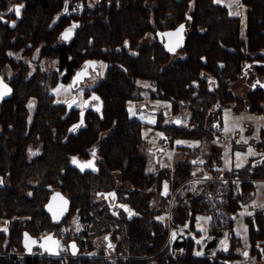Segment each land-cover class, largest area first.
Segmentation results:
<instances>
[{"label": "trees", "instance_id": "trees-1", "mask_svg": "<svg viewBox=\"0 0 264 264\" xmlns=\"http://www.w3.org/2000/svg\"><path fill=\"white\" fill-rule=\"evenodd\" d=\"M153 1L158 28L169 21L174 25L186 10L192 19L185 55L170 63L172 54L162 42L139 41L151 29V9L145 0H113L114 6L104 9L109 17L97 14L93 24L88 21L86 0H0V16L16 20L11 27L0 17V68L8 59L15 69L12 95L0 104V176L4 180L0 184V217L9 219L8 230H0V264H230V257L235 256L240 239L232 232L233 221L246 200L244 193L252 189V179L264 178V161L254 164L251 158L225 173L227 178L243 180L240 192L234 194L230 180L195 182L192 159L196 148L180 146L183 158L173 168L170 191L162 200L165 207L171 204L165 223L146 197V190L158 186L164 172L147 169L140 121L130 115L127 103L140 89L137 80H147L148 97L170 100L174 112L182 103L190 108L187 126L164 125L161 119L159 124L168 129L170 140L203 139L213 133L212 120L222 113L219 109L210 115V109L217 103L242 101L230 92V83L241 77L245 65L259 60L260 64L252 66L264 81V0H241L244 22L215 0ZM15 6H22L19 16L9 11ZM72 20L80 22L76 34L69 42L62 41L60 33ZM125 35L130 36L127 42ZM35 47L41 57L55 60L58 68L26 80L25 64L7 58L5 50L31 54ZM89 57L107 62L103 79L94 87L103 103L102 115L87 114L85 126L68 134L77 112L63 118L65 107L54 104L52 89L59 81H69L63 69L69 75ZM245 98L250 111L264 109V88L248 92ZM103 132L107 135L101 140ZM38 145L39 153L29 157V146ZM258 149L264 152V135ZM93 152L94 165L82 167L85 163L79 161L91 158ZM212 165L213 160L208 166ZM54 190L69 201L68 212L59 220L45 208ZM112 191L113 198L103 197ZM116 203L127 204L136 213L129 214ZM74 213L81 230L64 235L60 228ZM198 214L208 217L212 235L208 248L216 246L225 230L230 232L227 251H218L213 257L194 252L195 239L187 234ZM246 221L250 245L264 253V208L256 209ZM179 229L185 232L174 239L171 234L168 237L170 230ZM26 232L37 239L55 233L66 247L73 240L80 250L96 249L100 255H25L22 238ZM103 235L109 237L118 255L114 260L96 246L95 240Z\"/></svg>", "mask_w": 264, "mask_h": 264}, {"label": "rangeland", "instance_id": "rangeland-1", "mask_svg": "<svg viewBox=\"0 0 264 264\" xmlns=\"http://www.w3.org/2000/svg\"><path fill=\"white\" fill-rule=\"evenodd\" d=\"M219 1L221 4H226L229 12L231 14L236 13L234 15H238L241 18V21L244 22L245 20V6L241 2V0H215ZM91 0H86L85 5H89ZM149 5H154L153 0H146ZM12 5L11 7H13ZM59 15L55 19L58 18ZM150 38V37H149ZM149 39L143 41L144 43H149ZM21 51H14L13 57L18 60L21 59L22 55ZM185 53L180 49L176 53H172L169 63L172 62L174 59L183 57ZM39 48L35 47L31 54L22 56V62H30L32 61L37 62V58L39 57ZM42 68L47 71L46 69H50L55 65L54 60H50L48 57L42 58L40 61ZM33 64L29 71V75L32 74L34 66H38L42 71L43 69L41 66ZM33 68V69H32ZM15 70V69H14ZM100 74L93 75L90 80L93 78L94 81L92 84H96L99 82V79L104 76L105 71V64L101 62L100 64ZM15 72V71H14ZM13 73L10 71V74ZM242 76V75H241ZM97 77V78H96ZM241 77L232 81L230 83V92L233 94L235 98H240L241 102H228L223 104H215L210 109V115L215 114L219 109H221L222 116H219L218 119L212 120V125L215 127L216 124H221V134L224 136V153L222 157V167H229L232 163L235 164V168H240L244 164V161L249 159L251 152L253 151L252 145L250 144V137L255 136L257 128H259V123H262L261 115L259 113H255L250 111L246 105L247 99L245 98L247 93L251 90L246 88H242L241 86ZM263 80L262 77H259ZM138 86L140 89L135 93V98L128 101L127 107L129 110L130 115L135 116L141 125V136L146 141L145 148L142 149L143 154L147 156L148 159V167L149 171L156 172L161 170L164 172V177L160 180L158 186L153 184L146 190V195L149 198H152L151 205L155 207L156 199L160 196H166L170 191V183H169V171L173 168L174 164L178 161L180 154L182 153L179 146H189V147H198V148H205V143L203 139L199 138H174L170 140L168 138V129L160 126L161 119L162 122L164 121L165 124H174V118H178V126H187L190 118V108L188 104L182 103L180 105L179 111L174 112L172 107V102L167 99H160V98H151L148 97V88L150 87V83L147 80L139 79L137 80ZM212 83V82H211ZM89 85V84H88ZM86 86L85 83L81 85L79 88H72L69 84L62 83L59 81L52 89V93L55 96V100L58 102H68L74 97H78L79 101L81 102L83 99V92ZM237 105L239 109H235L234 107H227L230 105ZM264 111V109L262 110ZM154 121V122H150ZM161 122V123H162ZM247 124L253 125L254 129L250 132L248 131ZM207 133L205 137H209L214 139V135L217 133ZM107 135V132L101 133L100 139L102 140ZM204 137V138H205ZM178 141L180 143H178ZM213 141V140H210ZM246 141V142H245ZM214 142V141H213ZM243 148H239L237 146L240 145ZM237 145V146H236ZM40 150V146L37 147L29 146L28 148V155L29 157L34 156ZM197 151V148L196 150ZM239 154V155H238ZM199 161V158L195 157L192 159V162ZM221 165L219 166L221 168ZM237 165H240L239 167ZM208 166V164L206 165ZM215 170V169H213ZM215 178L211 175L208 178L202 179L200 182H204L207 180H220L222 175H218L216 171H213ZM225 174V173H224ZM260 179V178H256ZM254 179H252L253 181ZM31 183L36 184V180L31 178ZM243 180L238 179L235 182L240 189V184ZM197 182V181H195ZM4 180L0 176V184H3ZM121 186H127L125 183L119 184ZM254 194L252 198L247 197V192L244 193L245 202L241 204V208L239 212L236 214L235 219L233 221L232 232L234 235L238 236L240 239V245L234 249L235 256L230 257L232 258L230 264H264V259H262V255L259 254V250L253 249L250 245V238H249V231H248V224L246 219L248 217H252L253 213L256 209L263 208L264 205V185L261 183L254 184ZM146 196V197H147ZM149 201V200H148ZM163 205V204H162ZM161 208L165 211L169 212L171 204L169 203L168 207L163 205ZM255 206V208H252ZM155 209V208H154ZM167 212L159 213L158 218L163 222L167 223L169 219V214ZM196 229L199 230L200 233L196 234V231L192 228L189 231V235L192 236L195 240L194 252L200 255H209L211 257L216 256L218 251H227L230 244V232L227 230L224 231L221 238H219L218 243L215 247L208 248L207 244L210 241V235L208 232V217L204 214H198L196 216ZM195 222V221H194ZM9 228V219L7 217L1 216L0 217V230L7 231ZM62 233L65 234H76L81 230V224L79 221V217L76 213L70 216L68 220L64 222V224L60 228ZM174 231V230H173ZM170 230V234L172 232ZM185 232V231H183ZM212 237V236H211ZM61 241V240H60ZM96 246L99 249H103L105 255L110 260H114L117 258L116 255L112 251H108L105 246V243L100 241V244L97 240H95ZM263 250V249H262ZM245 251H247V255H245ZM90 252L94 253L93 256H99V252L95 250H91ZM22 255V253H20ZM68 258V257H67Z\"/></svg>", "mask_w": 264, "mask_h": 264}, {"label": "flooded vegetation", "instance_id": "flooded-vegetation-1", "mask_svg": "<svg viewBox=\"0 0 264 264\" xmlns=\"http://www.w3.org/2000/svg\"><path fill=\"white\" fill-rule=\"evenodd\" d=\"M106 2V3H105ZM119 4V3H118ZM118 4H116V5H118ZM145 5L147 6V7H149L151 10H150V22H151V29H149V30H147V31H145V33L140 37V39H139V41L141 42V43H144L143 41H145V40H150L149 42H152V41H155V40H159V35H158V31H160L161 33V37H165V31H170V30H172V29H174V28H176L177 26H179L180 24H182V23H184V25H183V29H182V35L183 34H185V36H186V38L188 37V35L191 33V31H192V19H191V17H190V13H189V10H186L185 12H183V16L181 17V20H179L178 22H176L174 25H170V21L167 23V25L166 26H163L162 28H158V26H157V23H156V21H155V17H154V8H155V6L153 7V5H149V3H147L146 2V0H145ZM81 5H79V7H80ZM88 6V8H90V10H89V12H88V21H89V23L90 24H93L94 23V18H95V16L98 14H101V15H103L104 16V18L106 17V18H108L109 17V13L108 12H104V9L106 8V9H109V8H111L112 6H114V3H113V0H91V2L89 3V5H87ZM170 16V15H169ZM2 19H3V22L5 23V24H9L10 25V21H12L11 19H8V18H6V16H0ZM73 25H76L75 27H73ZM79 25H80V22L79 21H76V20H72L71 22H70V24H69V26H67V28H71V29H73V30H75V34H76V30H77V28L79 27ZM181 32H180V35H181ZM179 34V33H178ZM75 36V35H74ZM184 36V35H183ZM60 37V39L62 40V41H65V40H63L62 38H61V36H59ZM150 37V38H149ZM74 38V37H73ZM72 38V39H73ZM129 38H130V36H128V35H125L124 37H123V40L124 41H129ZM186 38H185V41H186ZM71 39V40H72ZM160 41V40H159ZM65 42H69V41H65ZM161 42V41H160ZM185 45V44H184ZM183 48H184V46L182 47V48H180L182 51H183ZM180 49H177L175 52H173V54L174 53H176V52H178ZM13 52H14V50H12V49H6L5 50V53H7V58H9V59H12V58H14L13 57ZM131 53L132 54H136L137 53V51H135V50H131ZM172 54V53H171ZM24 55H29L28 53H25V54H23L22 53V55H21V59L19 58L17 61H19V62H21L22 64L24 63L25 64V79L26 80H28V79H30V78H32V77H34V75L37 73V75L39 76V77H43V75H44V69L42 68V66H41V64H40V61H41V59L42 58H45V56H39L37 59V62H36V60L35 61H32V63H30V62H22L23 60H22V56H24ZM51 60V59H50ZM55 61V60H54ZM88 62H92V63H88ZM101 62H103L104 64H105V71H104V75H105V73H106V68H107V62L106 61H104V60H99V59H96V58H92V57H89V58H86L83 62H82V64L78 67V68H76L75 70H74V72L73 73H71V74H69L68 75V73H67V71H66V69H63V71H62V74H64V77H66V76H69V81H67V82H62V83H65V84H69L72 88H74V89H76V88H79V87H81V85L83 84V83H85V86H86V88H85V90H84V92H83V99H82V101L80 102L79 101V98L78 97H74V98H77V101H75L74 103H73V105H72V108H71V110H70V112L68 113V115H70L71 114V112L72 111H76L77 112V117H76V119H74L73 120V122H72V124L73 123H75V122H77L78 120H79V118H80V111L81 110H83V109H86L85 110V115H84V117H85V121H86V119L88 118V116L89 115H87V114H91V113H99V115H102V112H101V108H102V105H103V103H102V100L100 99V97L98 96V94H97V92L94 90V87L99 83H96V84H92V82L94 81V79L95 78H93L92 80H90V78H92V76L95 74V75H97V77L99 76V74H100V64H101ZM249 63H252V62H249ZM249 63H247L246 65H245V67H244V70H245V68H246V66L249 64ZM33 64H35V65H39L40 64V66H41V68L43 69V71L38 67V66H34V69H33V71H32V74L31 75H29V71H30V69H31V66L33 65ZM58 68V64H57V62L55 61V65L52 67V68H50V69H46V70H55V69H57ZM85 69L84 71H86V75H83V78H80L79 80H77V76H76V73L78 72V71H80L81 69ZM10 71H12L13 73H15L14 72V69H13V67H12V64H11V62H10V60H8L7 59V61L5 62V64L0 68V81H2V82H4V83H6L8 86H10L11 87V89H12V84H11V80H12V78L14 77V75L15 74H13L12 75V73L10 74ZM83 71V72H84ZM96 77V78H97ZM104 77V76H103ZM103 77L102 78H100L99 79V81H101L102 79H103ZM257 78H259V75L257 74V76H256V79ZM260 79V78H259ZM89 84V85H88ZM253 84V83H252ZM254 84H256V81L254 82ZM256 89H258L257 87H256ZM255 89V90H256ZM252 91H254V89L252 90ZM12 92H13V90H12ZM11 95H12V93H11ZM10 95V96H11ZM10 96H5V97H3V98H0V104L5 100V99H7V98H9ZM93 97H98V99H93ZM74 98H72V99H74ZM71 99V100H72ZM70 100V101H71ZM70 101H68V102H58V101H56L55 99H54V104H57V105H64V107H65V110H64V114H65V112H66V110H67V105H68V103L70 102ZM30 104L31 105H33L34 104V102L33 101H30ZM97 109H99V110H97ZM31 111H34V109L32 108L31 109ZM64 114H63V116H64ZM67 115V116H68ZM62 116V117H63ZM67 116L65 117V118H67ZM175 120V119H174ZM85 121H84V123H82V124H79V125H76L73 129H74V131L76 130H79L81 127H83V126H85ZM1 131V130H0ZM34 147H37V146H34ZM37 153H39V151L37 152ZM36 153V154H37ZM94 155H96V154H94ZM91 156V158H89V159H85L84 161H79V162H81V163H86V161H91L92 159L94 160L95 159V156H93V153L90 155ZM94 162V161H93ZM55 192L53 193L52 192V194H51V196H50V198H51V201H52V203H51V206L50 207H52L53 206V204H54V202L55 201H58V200H60L62 197L60 196V193L57 191V190H54ZM65 196V195H64ZM66 197V196H65ZM114 197V195H109V199H111V198H113ZM49 198V199H50ZM116 200V199H115ZM120 208V207H119ZM68 209H69V202H68ZM68 212V211H67ZM59 213V210H58V208H56L55 210H54V214H58ZM47 234H53L54 236H57L55 233H47ZM45 235V234H44ZM44 235H42V236H44ZM41 236V237H42ZM107 235H103V236H99V237H97L98 238V240H102L103 241V239H105V237H106ZM41 237H39V239L41 238ZM58 238H59V242L61 243V237H59V236H57ZM37 239V238H36ZM39 239H37V240H39ZM245 253H247V251H245ZM244 253V254H245ZM26 254H32V255H48L42 248H40L38 245H35L34 246V248H33V250H32V252L31 253H27L26 251H25V255ZM59 258H67V257H59Z\"/></svg>", "mask_w": 264, "mask_h": 264}, {"label": "crops", "instance_id": "crops-1", "mask_svg": "<svg viewBox=\"0 0 264 264\" xmlns=\"http://www.w3.org/2000/svg\"><path fill=\"white\" fill-rule=\"evenodd\" d=\"M219 2V1H218ZM225 6H227L226 4H223ZM256 72L254 71L253 69V66H252V63H249V66L247 65L245 70L243 71L242 73V76H241V86L242 88H248L250 89L251 91L253 90V86H254V82L256 80ZM253 83V84H252ZM227 107H234L235 109H239V107H237V105H230V106H227ZM261 115V119H262V123H259V128H257L256 130V133H255V136H252L250 137V144L252 145V149L253 151L251 152V155L249 156V159L247 161H244V164H246L251 158L254 159V164H261L263 163L264 161V152L259 150L258 149V143L260 142V139H261V136L264 135V111H261L259 113ZM175 120H173L174 124H177L178 122V118H174ZM247 127H248V131L250 132L251 130L254 129L253 125H249L247 124ZM221 124H219V127L216 128L217 130V134L214 135V139H211V138H203L204 142L205 143V148H198V147H195L197 148V151H196V154L195 156L193 157V159L195 157L199 158V161L197 162H193L194 163V166H195V174H194V180L197 181V182H200L202 179H205V178H208L210 177L211 175L213 176V178L216 177V175H214L213 171H216L217 174L219 175H225L224 173H226L227 171L235 168V164L232 163L229 167H222V157H223V153H224V136L221 134ZM214 133H216L214 131ZM210 140H213V141H210ZM240 145V144H238ZM237 146V145H236ZM239 148H243L242 145L240 146H237ZM180 148V146H179ZM183 158V152L180 154L179 156V159L178 161L174 164L173 168L175 167V165L181 161V159ZM213 160V165H212V168H210L209 166H206L207 164H210ZM221 165V168L219 167ZM173 168L170 169V170H167L169 171V181L172 177V172H173ZM215 169V170H213ZM257 183H261L264 185V178H260V179H254L252 181V189L247 192V197L249 198H252L253 197V194H254V184H257ZM147 196V195H146ZM150 204H151V199L152 198H149V196H147ZM162 200H163V196H160L158 197V200L156 199V204L154 205L155 207V210H157V217H158V214L159 213H163V212H167L165 211L164 209L161 208V205H162ZM163 207V205H162ZM252 208H255V206H253ZM263 208H264V205H263ZM169 214V212H167ZM196 221H197V218H195V222H194V230L196 231V234L197 233H200L199 230L196 229ZM210 235V234H209ZM212 235H210L209 237L211 238L210 240H212ZM222 237V236H221ZM98 241V243L100 244V241L102 242V240H98V238L96 239ZM103 242L105 243V246L107 247L106 249L108 251H112L113 249V245L111 244L110 240H109V237L106 236L105 239H103ZM263 251L262 249L259 250V252ZM260 255H262V259H264V253H261Z\"/></svg>", "mask_w": 264, "mask_h": 264}, {"label": "water", "instance_id": "water-1", "mask_svg": "<svg viewBox=\"0 0 264 264\" xmlns=\"http://www.w3.org/2000/svg\"><path fill=\"white\" fill-rule=\"evenodd\" d=\"M16 24V20H12L10 21V26L11 27H14ZM181 25H184V23L180 24L179 26H177L176 28L170 30V31H165V37H161V32L158 31V35H159V40L163 43L164 45V48L167 52L169 53H173L175 52L177 49H180L184 46L185 44V34L182 35V30L177 32L178 29H180ZM68 29H71V28H65L61 31L60 33V36L61 38L63 39V34L66 32V30ZM180 32H181V35H180ZM179 33V34H178ZM168 34H171V35H168ZM75 35V30L71 29V34L69 36L68 39H63L65 41H70ZM171 49V50H170ZM252 64L253 65H258L260 64V61L259 60H254L252 61ZM249 66V64H248ZM85 69H81L80 71H78L76 73V76L78 73H81L83 72ZM83 78V76L81 77ZM256 84H254L253 86V89L255 90L256 87L257 88H264V81L257 78L256 80ZM6 86V88L4 87ZM12 93V89L10 86H8L6 83L0 81V98H3L5 96H10ZM77 101V98H74L72 99L68 105H67V110L63 116V118H65L68 113L70 112L71 108H72V105L73 103ZM85 110L86 109H83L80 111V118L77 122L71 124L68 128V134H70L72 131H73V128L74 126L76 125H79V124H82L84 123L85 121ZM82 121V123H81ZM89 162V161H86V163ZM85 163V164H86ZM94 165L93 161L91 160V166L92 167ZM87 168H89L88 166H86ZM55 192V191H54ZM53 192V193H54ZM115 195V192L112 191V192H109V193H103V197L105 198H109V195ZM100 195V193H99ZM60 196L62 197L60 200L58 201H55L53 206H51V198L48 200V202L45 204V208L48 210V212L52 215V217L55 219V220H59L61 219L68 211V198L65 197L63 194L60 193ZM116 206L117 207H120L121 209H123L124 211L128 212L129 214H135V210L131 209L130 206H128L127 204H123V203H116ZM58 208L59 210V213L58 214H54V210ZM189 223L190 221L187 222L186 224V227L189 226ZM184 230L183 229H179L178 231H173L172 232V238L174 239L178 233L182 234L184 233L183 232ZM189 235V234H187ZM22 244L25 248V251L27 253H31L34 246L35 245H38L40 248H42L47 254L49 255H56L58 253V246H59V238L57 236H54L53 234H45L44 236H42L39 240H37L36 238H34L32 235H30L29 233H24L23 234V238H22ZM74 245V247H73ZM69 250L72 254H76L78 251H79V247L76 245V243L71 240L69 242Z\"/></svg>", "mask_w": 264, "mask_h": 264}, {"label": "built area", "instance_id": "built-area-1", "mask_svg": "<svg viewBox=\"0 0 264 264\" xmlns=\"http://www.w3.org/2000/svg\"><path fill=\"white\" fill-rule=\"evenodd\" d=\"M215 127L216 128L219 127V124H216ZM238 179H240V178H227V177H225V175H222L220 180L232 181V183H233L232 191L234 194H238L240 192V190H239L238 185L235 184V182L238 181ZM93 255H94V253L88 251L87 249H82V250H79L76 254H72L66 246L59 244L58 253L56 255H52V256H54V257L89 256L90 257Z\"/></svg>", "mask_w": 264, "mask_h": 264}, {"label": "snow or ice", "instance_id": "snow-or-ice-1", "mask_svg": "<svg viewBox=\"0 0 264 264\" xmlns=\"http://www.w3.org/2000/svg\"><path fill=\"white\" fill-rule=\"evenodd\" d=\"M22 6H15L14 8H10L9 9V11L10 12H12V11H14L15 12V14L17 15V16H19L20 15V8H21ZM233 14H236V13H233ZM76 25H73V27H75ZM183 29V25H181V27H180V29H178L177 30V32H179V31H181ZM70 34H71V29H68V30H66V32L63 34V39H68L69 38V36H70ZM168 35H171V34H168ZM171 50V49H170ZM88 63H92V62H88ZM83 75H86V71H84V72H81V73H78L77 74V80H79ZM5 88H6V86H4ZM93 99H98V97H93ZM31 106V105H30ZM97 110H99V109H97ZM150 122H154V121H150ZM177 122H179V121H177ZM81 123H82V121H81ZM75 127V126H74ZM74 130V129H73ZM246 142V141H245ZM178 143H180L179 141H178ZM93 155H94V152H93ZM239 155V154H238ZM77 161H76V158H73V163H76ZM84 166H88V167H90L91 166V161H89V162H87L85 165H82V167H84ZM238 167L240 166V165H237ZM111 195V194H110ZM173 235H175V234H173ZM73 247H74V245H73ZM197 255H199V253H197ZM245 255H247V253H245Z\"/></svg>", "mask_w": 264, "mask_h": 264}]
</instances>
